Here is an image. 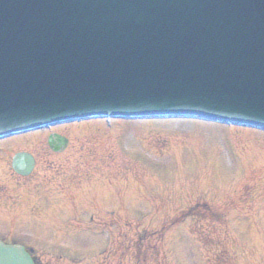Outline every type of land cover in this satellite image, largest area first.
<instances>
[{"label":"rangeland","instance_id":"1","mask_svg":"<svg viewBox=\"0 0 264 264\" xmlns=\"http://www.w3.org/2000/svg\"><path fill=\"white\" fill-rule=\"evenodd\" d=\"M80 125L0 142L8 151L6 157L0 152V199L23 205L4 214L0 201V229L10 224L30 234L25 212L41 197L44 208L60 203L56 226L49 213L32 218L49 225L38 238L71 252L63 261L55 258L58 264H264V180L257 178L264 172L263 134L181 120ZM54 134L66 142L58 154L47 146ZM84 147L90 165L79 160ZM18 150L36 156L29 181L9 175L7 160ZM106 154L112 165H104ZM103 167L113 177L109 186L107 176L94 175ZM84 175L92 182L82 180L78 189ZM246 182L253 185L249 193ZM203 201L220 218L195 223L181 214ZM56 230H65V237ZM84 232L90 234L85 245L77 238Z\"/></svg>","mask_w":264,"mask_h":264},{"label":"water","instance_id":"2","mask_svg":"<svg viewBox=\"0 0 264 264\" xmlns=\"http://www.w3.org/2000/svg\"><path fill=\"white\" fill-rule=\"evenodd\" d=\"M202 5L201 0H0V22L9 30L7 38L0 25V70H36L35 58L57 59L58 43L68 49L61 55L66 59L102 46L173 35H192L220 57L263 67L264 4L250 12L221 0ZM206 13L211 18L203 19ZM215 66L211 63L208 70ZM185 93L200 91L190 88ZM12 99L5 98V105ZM187 101L196 105L193 97ZM18 164L17 158L14 167L19 171ZM0 264L32 262L21 247L0 243Z\"/></svg>","mask_w":264,"mask_h":264}]
</instances>
